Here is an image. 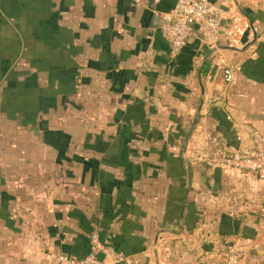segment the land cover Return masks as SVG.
<instances>
[{
	"label": "crops",
	"instance_id": "crops-1",
	"mask_svg": "<svg viewBox=\"0 0 264 264\" xmlns=\"http://www.w3.org/2000/svg\"><path fill=\"white\" fill-rule=\"evenodd\" d=\"M175 1L0 0V264L82 257L93 234L99 264H221L233 239L264 264V178L203 160L249 149L234 122L264 135V0H214L216 46L172 56Z\"/></svg>",
	"mask_w": 264,
	"mask_h": 264
},
{
	"label": "built area",
	"instance_id": "built-area-1",
	"mask_svg": "<svg viewBox=\"0 0 264 264\" xmlns=\"http://www.w3.org/2000/svg\"><path fill=\"white\" fill-rule=\"evenodd\" d=\"M213 1L176 0L173 8L162 14L160 30L168 43L172 56L178 54L194 35H198L210 47L216 46L223 15ZM239 30V27L233 23L227 32L229 43L238 42ZM221 71L226 86L236 83L235 66L224 64ZM226 119L232 120L230 116H226ZM232 125L236 141H249V149L243 150L235 147L225 151L219 148L214 140L209 155L203 159L205 165L210 168H227L260 179L264 178V135L247 121L234 122ZM261 211L264 213V207ZM98 247V236L93 234L89 251L84 256L59 254L53 262L48 264H99ZM244 254L245 250L239 245L237 239L231 240L219 252L221 264H247L243 261Z\"/></svg>",
	"mask_w": 264,
	"mask_h": 264
},
{
	"label": "water",
	"instance_id": "water-1",
	"mask_svg": "<svg viewBox=\"0 0 264 264\" xmlns=\"http://www.w3.org/2000/svg\"><path fill=\"white\" fill-rule=\"evenodd\" d=\"M224 48H233V47H224ZM201 104H202V100H201L200 106H201ZM200 106H199V109H198V111H197V113H196V115H195V117H194V119H193V121H192V124H191V126H190L188 132L186 133V135H185V137H184V141H183V143H182V147H181V157H184V156H183V152H184V150H185V148H186L187 141H188V139H189V137H190V135H191V133H192V130H193V128H194V125H195V122H196V118H197V116H198V114H199V111H200Z\"/></svg>",
	"mask_w": 264,
	"mask_h": 264
}]
</instances>
